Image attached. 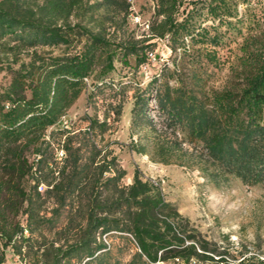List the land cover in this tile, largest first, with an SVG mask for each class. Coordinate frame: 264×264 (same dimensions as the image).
Wrapping results in <instances>:
<instances>
[{"label":"trees","instance_id":"obj_1","mask_svg":"<svg viewBox=\"0 0 264 264\" xmlns=\"http://www.w3.org/2000/svg\"><path fill=\"white\" fill-rule=\"evenodd\" d=\"M182 3L155 0L148 35L111 40L105 36L104 16L121 10L127 14V0H0V44L32 53L11 70L0 91L1 248L10 245L20 253L14 237L33 248L31 234L41 227L54 229L61 218L66 226L76 223L77 234L26 264L221 261L217 252L207 253V242L192 228L186 229L185 219L163 201L157 187L135 172L129 184L121 183L124 172L114 157L101 154L86 137L105 131L104 121L89 118L75 145L61 125L84 77L93 78V92L111 88L104 78L113 61L126 63L132 55L135 65L140 64L153 45L148 39L156 37L173 54L171 67L164 64L134 89L130 127L153 132L159 127L173 137L159 139L157 134L151 142L162 163L193 168L214 184L229 177L245 185L264 182V0H189L179 13ZM69 15L76 20L69 21ZM236 37H243L236 64L239 79L210 85L218 50ZM60 46L57 54L42 49ZM113 113L116 118L120 114L119 103ZM51 140L62 151L60 162L44 155L42 146ZM27 152L33 155L30 161ZM26 177L33 181V199L39 198L38 184H45L44 197L53 203L48 217L38 216L32 195L22 186ZM22 205L24 225L8 221L7 212L14 217ZM108 238L120 244H106Z\"/></svg>","mask_w":264,"mask_h":264},{"label":"rangeland","instance_id":"obj_2","mask_svg":"<svg viewBox=\"0 0 264 264\" xmlns=\"http://www.w3.org/2000/svg\"><path fill=\"white\" fill-rule=\"evenodd\" d=\"M91 1V0H89ZM129 7L127 14L123 11L104 16L105 36L109 39L131 37L140 39L148 35L147 23L150 20L155 0H127ZM189 0H183L179 8L186 6ZM240 9V7L238 6ZM77 17L69 15V21H75ZM209 23V20L206 21ZM244 37V36H243ZM236 37L228 47L218 50L219 58L216 69L213 70V79L208 83L213 86L234 82L239 78L237 57L241 55L242 38ZM116 41V40H115ZM153 45L146 49V58L135 65L132 55L123 63L118 59L113 61V68L106 74L104 80L111 82V88L104 87L93 92L94 80L92 77L83 79L85 85L74 101L66 108L61 125L68 130L72 144L80 142L88 126V119L104 121L107 129L98 133H87L93 144L100 149L101 154H107V158L114 157L115 164L123 170L121 183L127 185L131 182L135 172L142 181H147L157 187L164 202L170 204L180 217L186 221V229L192 228L197 238L207 242L210 255L217 252L221 261L217 264H264V182L256 185H245L238 179L229 177L226 181L214 184L205 179L197 170L177 163H162L156 159L152 151L153 140L157 134L166 139L173 137L161 132L159 127L156 132L142 128L130 127V108L132 106V94L135 88H142L146 81L159 71L164 64L171 67L172 53L163 39L149 38ZM41 48H37L39 51ZM51 54H57L60 47H43ZM31 49L14 47L8 49L0 44V91L10 80L11 70L20 66L31 57ZM92 92L93 96L87 97ZM27 94V92H26ZM120 104V114L116 118L113 108ZM149 106H152L150 101ZM150 114V113H149ZM155 120V117H152ZM48 147L42 150L46 157L54 158L56 162L62 160V151L56 145V141H50ZM142 147L143 151H136L135 147ZM187 148L186 145H182ZM28 161L33 155L25 154ZM42 171V174H45ZM33 181L24 178L22 186L26 192L32 195ZM45 184L39 183L36 187L38 199H33L37 206L38 216L48 217L49 210L53 206L51 200L44 197ZM36 200V201H35ZM12 217L7 212V220L18 222L23 226L25 215L20 211ZM79 228L76 223L66 226L63 219L56 221L52 230L44 227L35 230L28 242L30 245L39 246V249L29 248L25 241L14 237L16 248L7 245L1 248L3 239L0 238V250H3L2 263L26 264L28 261L40 260L42 250L51 253L57 247H63L77 234ZM24 236H28L23 231ZM106 244L112 242L120 244L115 238L106 239ZM123 258H127V252L123 251ZM214 258H216L214 256ZM208 260H193L189 264H210ZM171 264V262L156 263Z\"/></svg>","mask_w":264,"mask_h":264},{"label":"built area","instance_id":"obj_3","mask_svg":"<svg viewBox=\"0 0 264 264\" xmlns=\"http://www.w3.org/2000/svg\"><path fill=\"white\" fill-rule=\"evenodd\" d=\"M83 79H85V77ZM2 264H7V263H2ZM9 264H15V262H12V263H9Z\"/></svg>","mask_w":264,"mask_h":264}]
</instances>
